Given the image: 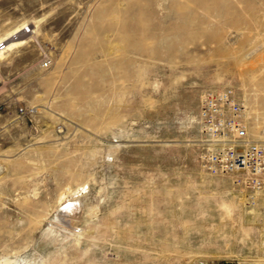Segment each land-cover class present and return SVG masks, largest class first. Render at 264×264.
<instances>
[{"label": "rangeland", "instance_id": "374dc122", "mask_svg": "<svg viewBox=\"0 0 264 264\" xmlns=\"http://www.w3.org/2000/svg\"><path fill=\"white\" fill-rule=\"evenodd\" d=\"M26 25L0 57V259L264 264V186L205 172L197 122L230 88L264 130V0H0V40Z\"/></svg>", "mask_w": 264, "mask_h": 264}, {"label": "built area", "instance_id": "2783aa9c", "mask_svg": "<svg viewBox=\"0 0 264 264\" xmlns=\"http://www.w3.org/2000/svg\"><path fill=\"white\" fill-rule=\"evenodd\" d=\"M32 28L23 26L10 38L28 35ZM6 49L0 40V51ZM40 66H50V56L43 52ZM19 115H33V106H18ZM199 128V162L210 175L241 172L243 185L254 194L264 186V130L255 136L248 129L245 107L239 103L230 88L206 89L202 92L197 112Z\"/></svg>", "mask_w": 264, "mask_h": 264}, {"label": "bare ground", "instance_id": "6f19581e", "mask_svg": "<svg viewBox=\"0 0 264 264\" xmlns=\"http://www.w3.org/2000/svg\"><path fill=\"white\" fill-rule=\"evenodd\" d=\"M23 23V22H22ZM16 31H19V29H16V30H14L12 33H14V32H16ZM32 32H34V31H32ZM12 33L10 34V35H8L7 37H5V38H3V39H1V40H5V42H6V49L5 50H3V51H0V57L3 55V53L7 50H10V49H13V47H15V46H19V44H22L24 41L23 40H19V39H21V38H23L24 36H27V35H22V36H20V37H18V36H16L15 38H10L11 36H12ZM31 34V33H30ZM161 36H163V35H161ZM159 37V36H158ZM160 38V37H159ZM162 38V37H161ZM161 41V40H160ZM160 41H158V43L160 42ZM166 41H169V40H166ZM164 42V41H163ZM160 44V43H159ZM161 44H163V43H161ZM164 45H165V42H164ZM166 46L167 47H169L170 46V43H168L167 42V44H166ZM5 54V53H4ZM249 103V102H248ZM254 114V113H253ZM259 115H257V117H258ZM255 117V116H254ZM256 117V118H257ZM254 119V118H253ZM258 119V118H257ZM252 127L253 128H255V127H258V122L256 121V119H255V121L253 122V124H252ZM256 134V133H255ZM257 135H260V133H257ZM257 135H255V136H257ZM68 194H70V192H61L60 193V195H59V200H62L63 198H65ZM226 196V195H225ZM58 200V201H59ZM232 204V203H231ZM84 211H86V210H84ZM61 212V211H60ZM93 213V212H92ZM84 216V215H83ZM89 218V217H88ZM50 227H52V226H50ZM49 228V227H48ZM51 230H53V229H51ZM48 231H50V230H48ZM79 232V231H78ZM89 232V231H88ZM44 234V233H43ZM224 235V234H223ZM64 238V237H63ZM78 240V239H77ZM77 240H76V242H77ZM74 241V240H73ZM13 250V249H12ZM16 252V251H15ZM85 253V252H84ZM16 254V253H15ZM2 255V254H1ZM8 256V255H7ZM13 259V258H12ZM47 259V258H46ZM18 260V259H17ZM23 260V259H22ZM50 260V259H49ZM53 260V259H52ZM55 262V261H54ZM58 262V261H57ZM63 262V261H62ZM0 264H31L29 261H22V263L20 262H17L16 260H15V257H14V260H10V259H8L7 257H5V256H3L2 255V257H1V259H0Z\"/></svg>", "mask_w": 264, "mask_h": 264}]
</instances>
